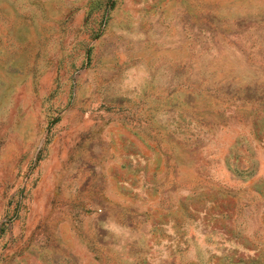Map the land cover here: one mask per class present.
Masks as SVG:
<instances>
[{
	"label": "rangeland",
	"instance_id": "rangeland-1",
	"mask_svg": "<svg viewBox=\"0 0 264 264\" xmlns=\"http://www.w3.org/2000/svg\"><path fill=\"white\" fill-rule=\"evenodd\" d=\"M0 264H264V0H0Z\"/></svg>",
	"mask_w": 264,
	"mask_h": 264
}]
</instances>
